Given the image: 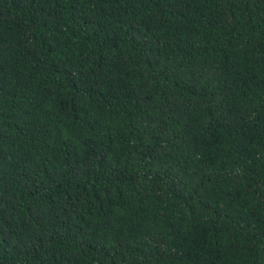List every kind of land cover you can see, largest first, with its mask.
I'll use <instances>...</instances> for the list:
<instances>
[{"label":"trees","instance_id":"trees-1","mask_svg":"<svg viewBox=\"0 0 264 264\" xmlns=\"http://www.w3.org/2000/svg\"><path fill=\"white\" fill-rule=\"evenodd\" d=\"M0 264H264V0H0Z\"/></svg>","mask_w":264,"mask_h":264}]
</instances>
